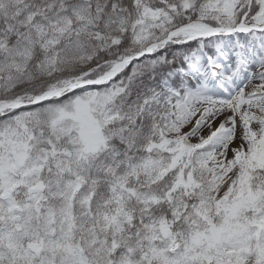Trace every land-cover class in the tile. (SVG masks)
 Returning a JSON list of instances; mask_svg holds the SVG:
<instances>
[{
    "label": "snow or ice",
    "instance_id": "snow-or-ice-1",
    "mask_svg": "<svg viewBox=\"0 0 264 264\" xmlns=\"http://www.w3.org/2000/svg\"><path fill=\"white\" fill-rule=\"evenodd\" d=\"M0 264H264V0H0Z\"/></svg>",
    "mask_w": 264,
    "mask_h": 264
}]
</instances>
